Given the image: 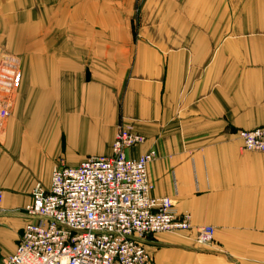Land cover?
Here are the masks:
<instances>
[{
    "label": "crops",
    "instance_id": "0c3cea01",
    "mask_svg": "<svg viewBox=\"0 0 264 264\" xmlns=\"http://www.w3.org/2000/svg\"><path fill=\"white\" fill-rule=\"evenodd\" d=\"M0 45L22 79L0 134V264L37 183L112 153L121 126L150 149L153 195L193 229L147 239L152 264H264V0H0ZM215 228L200 248L196 228Z\"/></svg>",
    "mask_w": 264,
    "mask_h": 264
},
{
    "label": "built area",
    "instance_id": "2783aa9c",
    "mask_svg": "<svg viewBox=\"0 0 264 264\" xmlns=\"http://www.w3.org/2000/svg\"><path fill=\"white\" fill-rule=\"evenodd\" d=\"M0 114H7L2 106ZM238 136L244 149L264 152V126L240 129ZM145 141L121 126L110 155L59 165L50 187L37 183L23 209L26 223L17 249L6 264H152L149 237L192 230L190 213L180 212L169 197L153 195L148 166L157 151L129 155ZM195 241L200 248L211 246L215 228L197 227Z\"/></svg>",
    "mask_w": 264,
    "mask_h": 264
},
{
    "label": "rangeland",
    "instance_id": "374dc122",
    "mask_svg": "<svg viewBox=\"0 0 264 264\" xmlns=\"http://www.w3.org/2000/svg\"><path fill=\"white\" fill-rule=\"evenodd\" d=\"M21 56L10 52L5 46L0 45V95H6L0 99V107L7 114H0V134L5 129V123L9 118L14 104L15 95L22 79L23 61Z\"/></svg>",
    "mask_w": 264,
    "mask_h": 264
}]
</instances>
